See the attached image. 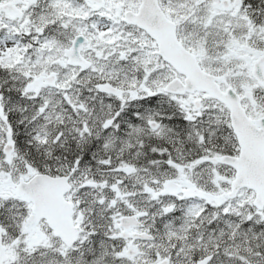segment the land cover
Masks as SVG:
<instances>
[{
    "label": "snow or ice",
    "instance_id": "1",
    "mask_svg": "<svg viewBox=\"0 0 264 264\" xmlns=\"http://www.w3.org/2000/svg\"><path fill=\"white\" fill-rule=\"evenodd\" d=\"M0 264H264V0H0Z\"/></svg>",
    "mask_w": 264,
    "mask_h": 264
}]
</instances>
